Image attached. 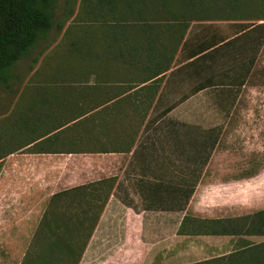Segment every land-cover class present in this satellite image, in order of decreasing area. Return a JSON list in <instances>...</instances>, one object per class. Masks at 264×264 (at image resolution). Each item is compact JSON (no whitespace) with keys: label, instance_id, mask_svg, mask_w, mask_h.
<instances>
[{"label":"crops","instance_id":"1","mask_svg":"<svg viewBox=\"0 0 264 264\" xmlns=\"http://www.w3.org/2000/svg\"><path fill=\"white\" fill-rule=\"evenodd\" d=\"M240 24L192 23L155 52L165 63H69L38 83L53 104L32 123L57 121L15 151L65 160L69 188L115 181L79 264H195L264 243L262 135L233 122L264 22Z\"/></svg>","mask_w":264,"mask_h":264},{"label":"trees","instance_id":"2","mask_svg":"<svg viewBox=\"0 0 264 264\" xmlns=\"http://www.w3.org/2000/svg\"><path fill=\"white\" fill-rule=\"evenodd\" d=\"M58 1L0 0V86L9 87L13 67L41 37L55 27L62 32L73 18L75 0L66 1L65 14L56 22ZM78 11L74 18L79 25L66 26L63 31L65 39L71 35V29L85 32L78 42L79 48L75 47L76 40L66 42L69 48L65 53L70 54V63L75 59L77 64L133 60L165 63L166 58L157 59L155 52L175 51L192 23L235 22L241 23L239 28L243 30L264 22V0H80ZM87 22L89 25H83ZM91 28L98 34L91 37ZM155 31L168 34L161 38ZM114 185L113 179L102 180L51 196L35 235L46 254L44 264H79ZM253 218L263 223L264 212ZM55 253L57 262L53 263ZM195 264H264V243Z\"/></svg>","mask_w":264,"mask_h":264},{"label":"rangeland","instance_id":"3","mask_svg":"<svg viewBox=\"0 0 264 264\" xmlns=\"http://www.w3.org/2000/svg\"><path fill=\"white\" fill-rule=\"evenodd\" d=\"M66 1L73 2H57L56 22L65 14ZM79 3L80 0H75L73 18L64 25V30L69 26L79 25L74 18L79 13ZM83 25H89V22ZM90 30L92 37L96 31L94 28ZM63 31L58 32L55 27L49 34L41 37L29 54L13 67L9 87L0 86V157H4L0 161V264H44L46 254L35 241L40 221L51 196L69 188L73 183V178L69 180L62 167L65 160L52 162L48 157L30 156V151L26 149L15 151L27 139L43 132L57 121L52 117L47 122L32 123L39 114H47L53 104V97L46 90L50 86L39 88L43 91L42 94L37 92L36 86L43 81L58 79L66 73L71 62L70 54L65 53L69 48L67 43L70 39L72 42L76 40L75 47L79 48L78 42L85 35V32L71 29V35L65 39ZM257 58L256 66L247 79L248 84L243 89V97L237 103V117L233 118V122L237 127L248 128L241 133L250 134L253 143H259L261 134L264 145V90L260 89V84H264V45ZM73 62L77 61L74 59ZM42 98L45 100H41ZM230 131L231 129L225 133V146L231 139ZM236 135L240 141L242 134ZM54 255L53 263H56L57 254Z\"/></svg>","mask_w":264,"mask_h":264}]
</instances>
